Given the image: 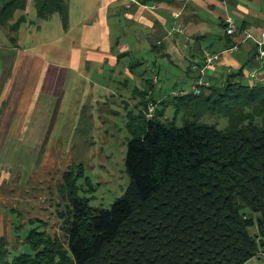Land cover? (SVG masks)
Instances as JSON below:
<instances>
[{
	"label": "trees",
	"instance_id": "trees-1",
	"mask_svg": "<svg viewBox=\"0 0 264 264\" xmlns=\"http://www.w3.org/2000/svg\"><path fill=\"white\" fill-rule=\"evenodd\" d=\"M32 1L38 19L59 15L67 29L70 0ZM27 4L0 0V27L13 43L26 20L12 23L14 16ZM242 79L240 70L178 96L198 116L225 118L223 130L199 119L179 128L161 122L158 110L147 117L146 101L142 125L128 126L124 196L105 210L71 192L58 213L68 248L33 228L23 242L30 254L11 257L0 236V264H246L264 253V84ZM66 184L73 187L70 177Z\"/></svg>",
	"mask_w": 264,
	"mask_h": 264
},
{
	"label": "crops",
	"instance_id": "crops-1",
	"mask_svg": "<svg viewBox=\"0 0 264 264\" xmlns=\"http://www.w3.org/2000/svg\"><path fill=\"white\" fill-rule=\"evenodd\" d=\"M22 16L14 43L2 29L9 64L0 75V164L8 144L33 137L34 124L52 136L55 119L66 111L67 79L75 94L71 144L78 151L83 128L105 112L102 105L140 112L149 101V111L158 110L168 95H188L198 81L220 85L240 70L244 84H264L257 50L264 0H70L67 29L59 15L38 19L32 0L12 23ZM229 22L233 36L224 27ZM205 53L219 55L213 68L205 69ZM105 75L112 76L109 86Z\"/></svg>",
	"mask_w": 264,
	"mask_h": 264
},
{
	"label": "rangeland",
	"instance_id": "rangeland-1",
	"mask_svg": "<svg viewBox=\"0 0 264 264\" xmlns=\"http://www.w3.org/2000/svg\"><path fill=\"white\" fill-rule=\"evenodd\" d=\"M8 38L0 28V75L2 69L7 71L9 64V59L5 60L9 56L5 48ZM142 57L149 59L148 54ZM150 75L148 72L147 77ZM110 77L105 75L103 83L109 86ZM113 79L114 82L118 81L116 77ZM70 83L71 80L67 79L65 114L61 112L60 118L55 119L52 136H43L47 128H37L33 123L30 131L33 130V137L29 135L23 143L8 144V149L2 153L0 236L9 240L11 257L31 253L23 242L33 228L44 230L52 240H58L65 249L68 248L58 213L66 211L71 192L87 200L92 208L109 210L128 189L125 160L128 142L133 138L128 126L141 124L140 112L128 106L119 112L111 109L110 103L100 105L105 112H97L99 119L90 120L91 124L83 128V142L79 144L78 151L77 146L71 144L76 128L69 124L68 118L75 105V94L69 92ZM165 99L166 103L157 107L163 113L159 117L163 123H172L180 128L186 122L199 119L200 123L214 125L219 130L227 126L225 118H217L213 114L198 116L199 107L183 105L178 97L168 95ZM57 105L54 104L55 107ZM152 114L153 108L149 115ZM66 174L70 176L66 177ZM69 177L73 181L72 188L66 184ZM255 231L256 228L249 229L251 235ZM18 237L21 240H17ZM246 264H264V253L260 251Z\"/></svg>",
	"mask_w": 264,
	"mask_h": 264
},
{
	"label": "built area",
	"instance_id": "built-area-1",
	"mask_svg": "<svg viewBox=\"0 0 264 264\" xmlns=\"http://www.w3.org/2000/svg\"><path fill=\"white\" fill-rule=\"evenodd\" d=\"M235 26L232 22L228 23V28L226 30V33L230 36H233L235 34ZM257 47L259 50V53L261 56H264V31L261 33L260 36V40L257 42ZM219 59V55L216 54H209V53H205V69L206 68H213L215 63L218 61ZM202 74H204V72H202ZM209 84L206 82H202V81H198L196 83V85L193 88V92L194 94H199L200 93V87L201 86H208Z\"/></svg>",
	"mask_w": 264,
	"mask_h": 264
}]
</instances>
